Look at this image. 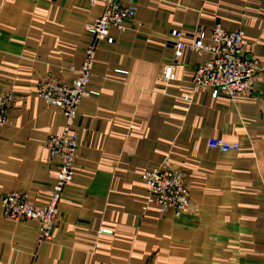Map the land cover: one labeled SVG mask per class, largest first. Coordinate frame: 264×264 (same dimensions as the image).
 I'll return each mask as SVG.
<instances>
[{"label": "crops", "instance_id": "1", "mask_svg": "<svg viewBox=\"0 0 264 264\" xmlns=\"http://www.w3.org/2000/svg\"><path fill=\"white\" fill-rule=\"evenodd\" d=\"M119 2L136 7L133 19L99 41L86 26L102 5L0 0V90L14 96L0 126V196L24 191L42 205L59 168L44 145L64 118L37 96L39 83H70L93 47L88 88L98 93L78 107L75 172L51 240L39 242L35 222L4 219L0 208V264H264V0ZM216 23L242 31L247 55L263 66L252 94L236 101L193 92V69L208 52L174 55L172 29L186 44L202 29L209 44ZM168 66L173 77L164 80ZM211 139L240 150H211ZM165 159L189 189L178 217L144 209L140 173Z\"/></svg>", "mask_w": 264, "mask_h": 264}, {"label": "built area", "instance_id": "2", "mask_svg": "<svg viewBox=\"0 0 264 264\" xmlns=\"http://www.w3.org/2000/svg\"><path fill=\"white\" fill-rule=\"evenodd\" d=\"M87 1L92 6L99 4L103 7L102 14L86 26V30L99 41L107 39L111 28L120 32L125 31V23L132 20L136 13L133 4L123 6L119 0ZM170 35L175 39L174 55L177 60L186 51L198 55L204 51L210 54L207 61L193 69L191 75L193 92L208 89L213 99L224 95L231 101L252 94L257 75L263 70V66L257 59L247 55L248 41L242 31H227L216 23L211 31L209 44H205L207 34L202 29L191 35L189 44L184 42L185 36L178 29H172ZM94 60L95 49L89 47L85 50L81 65L73 69L75 78L70 83L48 78L38 85L37 96L47 106L58 108L64 118L63 131L60 134L49 135L44 145L48 157L60 162L44 203L36 205L24 191H11L0 196L3 218L13 222L26 220L35 222L39 242L51 240L62 190L73 180L74 164L80 146L74 130L78 107L84 98L98 94L88 88ZM173 72V66L166 67L162 78L171 79ZM116 73L125 74L122 70H117ZM184 99L191 100V97L187 95ZM13 101L11 91L0 90V126L8 121V109ZM207 145L209 149L221 153L240 150L239 143L223 139H211ZM140 178L147 191L144 209L152 206L160 213L172 211L176 217L189 209V189L183 182L181 174L172 169L166 159L159 166L142 171ZM98 232L102 235L113 234V230L107 227H101Z\"/></svg>", "mask_w": 264, "mask_h": 264}]
</instances>
